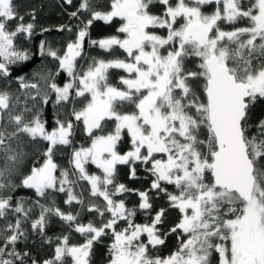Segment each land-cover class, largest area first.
I'll return each instance as SVG.
<instances>
[{
	"label": "snow or ice",
	"instance_id": "obj_1",
	"mask_svg": "<svg viewBox=\"0 0 264 264\" xmlns=\"http://www.w3.org/2000/svg\"><path fill=\"white\" fill-rule=\"evenodd\" d=\"M157 6L160 14L151 10ZM28 15L25 22L16 0H0L4 85L22 71L16 66L33 60L23 42L52 31L37 25L35 12ZM68 15L78 22L57 27L74 35L63 52L39 43V56L55 61V71L15 76L19 94L0 87V264H92L94 246L105 238L107 264H264V118L253 121L264 104V0H110L106 9L79 0ZM114 21L115 35L93 38L96 22ZM114 70L124 73L118 85ZM80 125L87 146L75 141ZM38 145L25 173L32 158L26 149ZM66 153L70 168L56 160ZM120 166L131 180L142 169L152 177L150 187L119 182ZM81 182L88 185L87 203L76 191ZM20 188L37 199L14 198ZM161 193L168 205L153 211ZM58 194L79 211L57 206ZM132 194L139 203L129 207ZM169 209L178 212L170 226ZM85 211L98 222H82ZM138 213L145 222H136ZM53 217L69 234L55 238L50 258L17 250L29 238L25 224L52 244L46 229ZM71 232L83 243H71ZM173 234L177 247L160 255Z\"/></svg>",
	"mask_w": 264,
	"mask_h": 264
},
{
	"label": "trees",
	"instance_id": "obj_2",
	"mask_svg": "<svg viewBox=\"0 0 264 264\" xmlns=\"http://www.w3.org/2000/svg\"><path fill=\"white\" fill-rule=\"evenodd\" d=\"M97 2L100 6L106 9L109 6L110 0H97ZM16 3L18 4L19 13L21 15H24L25 17V22L31 19L28 13L35 12L37 25L42 28L52 29V31L50 32L43 33V35L37 33L31 40H26L23 42L22 44L23 47H27L30 49L31 52L35 53L33 60L28 63L27 67H24L22 65L16 66L18 68H22V71L13 72V79L9 81L8 85H4L2 82H0V87H7L9 91L19 94L17 91L18 81L15 80V76L25 75V74L31 75L33 72L47 71L49 69L55 71L57 67L55 61H53L51 58H42L39 56V43L41 40H46L51 44L53 48L59 49L61 52H63L65 44L69 39H74V35L68 32H59L56 29L59 25H74L78 22L77 20L70 18L68 12L75 10V7L78 6L79 0H73L72 6L64 4L63 0H16ZM61 5H63V7ZM151 10L155 14H160L162 12V6L153 7ZM117 27H119V24L116 21H114L112 25H105L103 22H96V24L92 29V36L93 38H102L108 35H115ZM74 32L75 29H73V33ZM88 51L93 56H103L105 59L110 58L97 49H88ZM117 55L123 58L122 50L118 51ZM187 67L191 70H194L195 63L190 62L188 63ZM121 75H124L122 71L114 70L112 75V83L118 85L119 76ZM66 79H67L66 75L64 73H61V75L57 78V81L58 83L63 85V83L66 82ZM24 101L25 98L21 96L20 102L24 103ZM80 106L81 105L78 103L77 107ZM123 110L129 111L131 109L126 107ZM66 111H70V109H67ZM66 111L61 112V118H67ZM54 114H55L54 110L51 109V106H49V108L45 111V116L49 119L50 126ZM262 118H264V104H259L255 109L253 115V121L258 122ZM253 131H255L254 128ZM75 141L77 145H84V146H87L90 143L88 137L85 135L83 131L82 125L79 126V130L77 131ZM37 147L42 150L43 145L30 146L28 149H26L30 153V157L32 158L26 159V162L23 166V171L25 173L30 169V166L33 162V158L35 156V148ZM128 147L129 145L127 143V137H126L125 142L121 146V149L122 151H126L128 150ZM69 156L70 153H66L63 156L56 157V160L64 168H70L71 166L68 163ZM89 171L97 172L94 171L92 168H89ZM128 173L129 170L127 166H120L119 182L126 184L129 188L139 189L141 191L146 190L150 187V181L152 177L148 176V174L144 172L142 169L138 168L137 174L140 177V179L137 180L129 179ZM168 188L169 191L173 190L172 186H168ZM76 191L83 192V198L86 203L90 200L88 185L86 183L81 182V184L77 187ZM13 196L14 198L24 197L25 199L31 198V200L37 199L32 190L23 189V188L17 189L13 193ZM65 199H66L65 194H58L56 197L57 206H59L62 210L66 212L69 210L79 211V206L66 205L64 203ZM41 202L43 203L44 201L41 200ZM152 202H153V211L161 207H167L168 205L167 197L163 193L159 195L158 199L154 197ZM126 203L129 207L137 205L139 203V197L136 196L135 194L128 195ZM167 215H168V222H167L168 225L169 226L174 225V223L177 222L178 219V212L175 209H169ZM33 217H35V213L33 214ZM81 219L82 222L84 223H87L89 220H93L95 222H98L99 220L98 217H95L94 215L89 214L86 211L82 213ZM136 222L139 223L145 222V218L141 213L137 214ZM2 225H3V221H0V226ZM24 226L29 231V238L26 243L25 242L18 243L17 250L29 252L30 255L38 261H43L44 259H48L53 255L54 247L57 243L55 238L57 236L69 234V229L67 225L56 217H53L51 219V222L46 229L47 235L53 238L52 244H48L42 241V239L35 232L31 230L30 224H25ZM70 242L74 244H80L83 243V240L79 234L75 232H71ZM110 242L111 241L109 239L105 238L103 239L102 243H98L94 246L92 264H107L108 245L110 244ZM161 247H162V251L160 252V255L169 254L172 250H174L177 247V240L175 234L170 236L167 239L166 244Z\"/></svg>",
	"mask_w": 264,
	"mask_h": 264
},
{
	"label": "flooded vegetation",
	"instance_id": "obj_3",
	"mask_svg": "<svg viewBox=\"0 0 264 264\" xmlns=\"http://www.w3.org/2000/svg\"><path fill=\"white\" fill-rule=\"evenodd\" d=\"M89 168H92L94 171H98L95 166H90Z\"/></svg>",
	"mask_w": 264,
	"mask_h": 264
},
{
	"label": "rangeland",
	"instance_id": "obj_4",
	"mask_svg": "<svg viewBox=\"0 0 264 264\" xmlns=\"http://www.w3.org/2000/svg\"><path fill=\"white\" fill-rule=\"evenodd\" d=\"M20 104H21V106H23L24 103H21V102H20ZM18 110H19V109H18Z\"/></svg>",
	"mask_w": 264,
	"mask_h": 264
}]
</instances>
